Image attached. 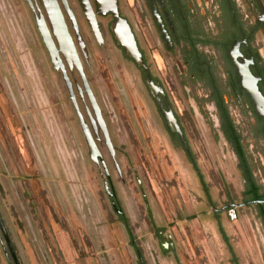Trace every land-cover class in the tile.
Returning a JSON list of instances; mask_svg holds the SVG:
<instances>
[{"label": "rangeland", "instance_id": "374dc122", "mask_svg": "<svg viewBox=\"0 0 264 264\" xmlns=\"http://www.w3.org/2000/svg\"><path fill=\"white\" fill-rule=\"evenodd\" d=\"M64 1L65 24L112 150L96 126L93 140L106 174L101 162L90 158L61 74L26 1L0 0V216L18 264H137L121 210L146 264H234L233 254L238 264H264V231L255 206L238 207L233 221L226 216L228 202L241 198L243 178L235 155L206 122L218 130L216 109L205 103L200 87L182 84V65L165 51L145 1L117 4L179 118L212 203L180 144L170 140L139 68L116 46L111 17H97V40L78 1ZM236 5L253 24L245 0ZM252 40L264 61L263 32ZM62 61L90 126L89 100L77 93L79 73ZM229 112L245 136L247 121L235 107ZM243 142L253 144L251 138ZM248 151L259 167L254 176L264 184V147L258 142ZM0 264H14L1 232Z\"/></svg>", "mask_w": 264, "mask_h": 264}, {"label": "flooded vegetation", "instance_id": "af4514ba", "mask_svg": "<svg viewBox=\"0 0 264 264\" xmlns=\"http://www.w3.org/2000/svg\"><path fill=\"white\" fill-rule=\"evenodd\" d=\"M28 1L29 3L27 1L26 3L33 14L35 26H36L35 19L37 18L43 19L42 20L43 25L45 26L50 39L52 37L53 41L55 42L56 48H58L57 42L55 41L52 31H51V24H49L50 22H48V15L45 14L46 19L43 16L45 13V10L47 12V5L51 2V0H28ZM54 1L56 2L60 10L64 23H66L65 17L63 15V14H66V11H65L66 3L64 2L65 3L64 4L62 0H54ZM77 1L82 10L79 0ZM144 1L147 5L150 18L158 33L159 40L162 42L165 51L169 53H175L177 59L180 61L182 65V68H183L182 74L184 78V80H182V84L185 86L190 85L192 87L198 86L201 88L203 94L205 95V99H204L205 103L212 104L216 109L218 130L214 128L212 121L209 120L208 118H206L207 124L209 125L212 132L214 133L215 138L216 137L218 138L219 134L222 136L223 140L227 143V145L229 146V148L231 149V151L236 157L237 168L239 169L242 175V178H243L241 198L238 202H234V201L228 202L226 207H233L237 209L238 207H243L248 204L254 205L255 214L257 215L258 219L261 221L262 228L264 231V223H263V220H264V184L260 181H257L254 176V169L259 171L258 169L259 167L256 168L255 165L257 162L253 160V158L251 157L248 151V148L250 149L251 146H253V144H257L258 142L262 144V147H264V112L263 114H259L256 111L253 101L251 97L249 96L247 90H245L239 85L238 75L235 69V64L232 62L230 56L228 55V49L231 46V44L234 41H238L239 42L238 52L240 56L236 57V61L238 63H241L242 59L249 60L248 70L251 73V75L254 78H256L257 89L264 98V61L262 59V56L259 53L258 48H256L252 42L253 41L252 38L254 37V34L257 31L261 30L264 34L263 22L258 20V17L261 15L260 7H262V9L264 10V6L261 0H245V2L247 3L249 7V10L253 13L255 17V21L253 22V24H249V25L247 24L246 20L243 19V14H241L240 10L238 9L236 5V0H144ZM88 2L92 10L93 11L96 10V13H97L95 0H88ZM116 3H117V0H116ZM117 7H118V4H117ZM43 10H44V13H43ZM118 13L120 17L126 20L130 28V31L133 34L137 50L141 57L142 64L136 63L132 58L127 56L124 47L117 44V41L115 40L111 27H110L112 38L116 46L121 50V52H123L125 57H127L131 62H133L136 65V67L139 68L140 73L144 78L146 87L150 93V96L152 97V100L154 101L156 108L165 124V121L161 113V110L158 106V103L156 102L154 95L152 94V92L150 91L147 85V82H146L147 77H149L151 81L153 82V84L158 88L157 97L159 101L161 102L163 109L166 110L167 106L169 107L171 113L173 114L179 126V129L183 137V142H182L179 139L178 134L176 132H170L165 124L168 134L170 136V140H177V142L180 144L186 156V159L193 166L194 170H196L197 177L199 178V182L201 183L200 177H199V174L201 175V173L199 172L197 162L194 158V153L192 152L189 146L188 139L179 123V118L175 114L164 92V89L162 88V85L158 82V80L152 74L150 70V66L146 60L145 53L143 52L142 48L139 46L131 25L129 24L128 20L122 15V13L119 10V7H118ZM50 14H52V12H50ZM83 15H84V12H83ZM98 16H102V17L110 16L111 23H112L113 16L111 13H105L103 15H95V20L97 19ZM96 25H97L96 29L98 28L96 33L99 36V34L101 33L100 27L98 23ZM66 28L68 32V27L66 26ZM91 31L96 36V33L92 29ZM242 39L244 41H241ZM97 40H99V37L97 38ZM71 41H72V38H71ZM73 46L77 53V49L74 43H73ZM208 49L212 50L213 54H211V52H209ZM58 55L60 59L61 58L62 60L64 59V57L62 56V53H59ZM77 57L79 58L78 53H77ZM62 60L61 62L63 63ZM71 64H72L71 68H76L72 62ZM80 64H81V61H80ZM63 66L66 70L64 63H63ZM81 69H82V65H81ZM76 70L78 71L77 68ZM82 72H83V69H82ZM66 74H67V71H66ZM79 76L81 79L82 87H77V93L80 96H82L83 94L87 96L80 73H79ZM87 85H88V82H87ZM71 87H72V93L74 95V99L76 101V95H75L72 84H71ZM195 100L197 101L199 107L202 108V102H200V100H198L197 97L195 98ZM89 103H90V100H89ZM95 103H96V100H95ZM90 106H91V103H90ZM231 106L235 107L238 111V114L248 123L247 125L249 127L247 128L245 136H243V134L234 124L232 117L230 116L229 108ZM91 109H92V106H91ZM99 112L101 115V119L105 125L100 109H99ZM92 113H93V116L88 114L90 126L89 124L85 122L83 115L81 113L80 114L83 118L84 123L87 125V128L93 140L92 134L97 132L98 126L96 125V122H95V115H94L93 109H92ZM92 120L95 122V128H96L95 130L92 127V122H91ZM105 129H106V126H105ZM99 131L101 132L104 140H106L100 128H99ZM107 137L109 140L108 133H107ZM245 137L247 139L251 138V140L253 141V144L249 142H247V144H244L243 139ZM234 138H236L237 143H235ZM108 149L109 151L112 150V148L110 149L109 147ZM100 159H101V155L99 153L98 160ZM259 160H260L261 165H263L260 155H259ZM196 168L198 169V171ZM248 171H250L253 181L247 179L248 177H246V175ZM202 180L204 181L203 176H202ZM202 188L203 190L205 189V193L207 194L208 201L211 202L212 201L211 196L209 192L206 190V186L204 187L202 186ZM109 195L113 199L112 203L114 207H118L117 205L118 203L116 202L115 194L112 191V189H110ZM117 212H119L118 213L119 218L122 216V214L124 215L122 210L117 211ZM219 212L220 211L217 210L215 212V215L216 214L218 215ZM221 236L226 241V236L224 232L223 234L221 233ZM130 242L136 253L137 264H146L140 247L135 243L134 235L132 238H130ZM161 245H163V242H161ZM137 248H139L140 251H138ZM232 259H233L234 264H238L236 256H234V254H233Z\"/></svg>", "mask_w": 264, "mask_h": 264}, {"label": "water", "instance_id": "95a60500", "mask_svg": "<svg viewBox=\"0 0 264 264\" xmlns=\"http://www.w3.org/2000/svg\"><path fill=\"white\" fill-rule=\"evenodd\" d=\"M26 1L29 3L28 0H26ZM62 1H63V3L65 2L64 0H62ZM79 2L81 4L84 12H86V8L88 5L87 0H79ZM95 3H96L97 13H99V14L111 13L112 14L113 20L111 23V30H112V33H113L115 40L117 41V44L124 47L128 57L132 58L136 63L142 64L141 57H140L139 52L137 50L133 34L131 33L130 28H129L126 20L119 16L116 0H95ZM47 8L55 16V26H57L55 28H59L61 31L63 30V33L65 34V36H66V38H67V40L71 46L72 57H70V59L72 60L73 65L78 69V71L81 75L83 85H84V89H85L87 96L90 100V103H91V106H92V109H93V112L95 115L96 125L102 130L103 135L106 139L105 142H106L107 146L111 149V144H110L108 137H107V131L105 129V125L101 119L99 109L95 103V100H94V98H93V96L89 90V87H88L87 82L85 80V77L83 75L79 58L77 57V53L75 51V48H74L73 43L71 41V38L67 32V28H66V25L63 21L60 10H59V8H58V6L54 0L51 1L47 5ZM260 11H261V15L258 17V20L263 22V25H264V10L262 9V7H260ZM35 21H36V28H38L37 31L39 30V32L41 33L37 19H35ZM90 26L94 32H97L96 24H91ZM55 28H54V30H55ZM241 41H244V40L242 39ZM43 43H45L44 44L45 48H47L46 42L44 39H43ZM238 46H239V42L234 41L228 49V55L230 56L232 62L235 64L236 73L238 75V83L242 88L247 90L249 96L251 97V99L253 101V104L255 106L256 111L259 114H263V112H264V98L257 89L256 78H254L248 70L249 60L242 59L241 63H238L236 61V57L240 56V54L238 52ZM60 50L62 51V48ZM47 51H48L50 60L53 64V68L56 71H59L61 74V77H62L63 82L65 84L66 90L68 92L69 98H70L72 105L76 111V114L79 118V125H80L81 131L83 133L86 145L88 147V152H89L90 158L96 163L101 162L102 166L104 167L105 173L107 174L102 160L101 159L98 160L99 152L95 146L94 141L92 140V137L89 133L87 125L84 123L83 118L79 112L77 103H76V101L74 99V95L72 93L71 83H70L69 78L66 74V70L63 66V63L61 62V60L58 57L54 58L53 54L50 52V50H48V48H47ZM64 59L69 66H72L70 61H67L65 57H64ZM146 82H147V85H148L150 91L154 95L156 102L158 103V106L161 110V113L163 115V118H164V121H165V124H166L168 130L170 132H176L178 134L179 139L183 142L182 133H181L179 126H178L173 114L171 113L169 107L167 106V109L164 110L162 105H161V102L159 101V99L157 97L158 88L153 84V82L151 81V79L149 77H147ZM91 122L95 124V122L93 120ZM105 186L107 187V184ZM0 231H1L2 237L4 238V241L6 242V246L8 248L9 254H10L14 264H18L14 250L12 248L10 241H9V238L7 236V232L5 230V227L3 225L1 218H0Z\"/></svg>", "mask_w": 264, "mask_h": 264}, {"label": "bare ground", "instance_id": "6f19581e", "mask_svg": "<svg viewBox=\"0 0 264 264\" xmlns=\"http://www.w3.org/2000/svg\"><path fill=\"white\" fill-rule=\"evenodd\" d=\"M51 1H53V0H51ZM87 2H88V0H87ZM87 4L88 5H87V8H86V12H84V10L82 8V10L84 12V15H85V18H86L89 26L91 24H97V22L95 20V15H103V14H97L96 10L95 11L92 10L91 6L89 5V2ZM47 15H48V21L51 24V28L54 30V28L57 27V26H55V16L53 14H50V11L48 10V8H47ZM42 20L43 19H41V18H37V21H38V24H39V28L41 30L40 34L42 36V39L45 40L46 47L48 48V50H50V52L53 54L54 58H57V57L59 58L58 52L60 51L62 53V55L66 58L67 61L72 62V60L70 59V57H72L71 46H70L65 34L63 33V30L61 31L59 28H55V30H54V36H55L56 39H58V44H59L58 48H55L53 42L51 41V39H50V37L48 35V32H47L45 26L43 25V21ZM80 25H81L80 27H81V29L83 31V34H85V27L83 26V24H80ZM96 27H97V25H96ZM97 30H98V28H97ZM95 37L96 38L99 37L97 35V33H96ZM61 48H62V51L60 50ZM94 128H95V126H94Z\"/></svg>", "mask_w": 264, "mask_h": 264}, {"label": "trees", "instance_id": "16d2710c", "mask_svg": "<svg viewBox=\"0 0 264 264\" xmlns=\"http://www.w3.org/2000/svg\"><path fill=\"white\" fill-rule=\"evenodd\" d=\"M234 140H235V143H237L236 138H234ZM196 169H197V168H196ZM197 171H198V169H197ZM198 173H199V172H198ZM199 177H200L201 185L204 187V186H205V182L202 180V176H201L200 174H199ZM246 177H248V178H247L248 180L253 181L250 171L247 172ZM120 220H121L122 224L125 226L126 231H127V234L129 235L130 238H132V237H133L132 230H131V228H130V225H129V223H128V220L126 219V217H125L123 214H122V216L120 217ZM151 223H152V222H151ZM263 223H264V220H263ZM220 231H221V233L223 234L222 230H220ZM137 249H138V251H140L139 248H137Z\"/></svg>", "mask_w": 264, "mask_h": 264}, {"label": "built area", "instance_id": "2783aa9c", "mask_svg": "<svg viewBox=\"0 0 264 264\" xmlns=\"http://www.w3.org/2000/svg\"><path fill=\"white\" fill-rule=\"evenodd\" d=\"M226 216L229 220L233 221L237 218V211L233 207H229L226 210Z\"/></svg>", "mask_w": 264, "mask_h": 264}]
</instances>
